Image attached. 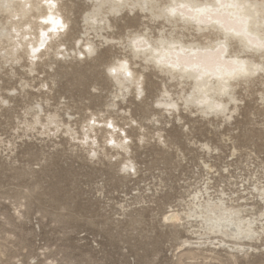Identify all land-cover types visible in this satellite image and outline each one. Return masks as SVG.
<instances>
[{
	"label": "rangeland",
	"instance_id": "rangeland-1",
	"mask_svg": "<svg viewBox=\"0 0 264 264\" xmlns=\"http://www.w3.org/2000/svg\"><path fill=\"white\" fill-rule=\"evenodd\" d=\"M62 2L70 17L64 39L67 47H73L91 4L82 0ZM109 21L112 28L105 35L115 41L105 43L95 38L98 49L91 58L71 54L65 61L52 63L51 69L39 65L32 75L21 66L23 60L12 69L0 66V93L7 95L8 89H16L9 95L10 103L0 108V264H264V250L235 259L224 249L213 253L204 249L197 251V259L189 258L184 253L190 247L179 252L174 227L162 221L168 206L176 205L181 197L187 199L189 191L211 179L214 195L223 189L233 199L249 198L245 202L253 209L247 208L245 213L260 207L252 188L264 186V75L248 87L244 83L237 86L238 111L230 121L203 118L183 109L174 115L160 114L156 100L162 81L167 79L153 66L145 70V64L136 61L144 75L143 99L137 100L131 92L116 108H109L105 104L117 89L107 76L106 64L116 56L130 57L119 41L126 43L129 33L140 29L148 28L149 34L158 35L162 27L138 10L132 15L125 11L121 16H111ZM166 29L173 30L169 25ZM180 32L174 31L177 35ZM184 33L204 41L201 36ZM235 47L232 44L230 48ZM38 77H45L50 86L43 89L48 92L45 95L38 94ZM21 80L29 81L24 90ZM167 84L172 93H180L175 82ZM46 95L50 105L45 108L52 109L51 104L61 101L60 112L65 118V112H70L77 129L91 111H103L106 117L114 118L132 137L130 155L137 162V175L122 179L115 161L111 163L103 152L90 160L86 151L74 141L68 142L62 132L47 137L32 130L16 138L22 131L11 129L13 115L23 113L25 101H40ZM122 109L143 124L147 140L138 141L136 123L124 124L129 116L121 114ZM149 113H156L159 122H148ZM158 128L165 144L151 138ZM96 133L102 141V129ZM8 139L16 142L13 152L6 146ZM204 142L218 149L208 153L201 148ZM18 204L21 206L16 212ZM177 231L181 238L190 237L182 226Z\"/></svg>",
	"mask_w": 264,
	"mask_h": 264
},
{
	"label": "bare ground",
	"instance_id": "bare-ground-1",
	"mask_svg": "<svg viewBox=\"0 0 264 264\" xmlns=\"http://www.w3.org/2000/svg\"><path fill=\"white\" fill-rule=\"evenodd\" d=\"M29 2L34 3L35 0H29ZM141 2L148 3L150 0H141ZM181 2L186 3L188 7L180 10L183 13L182 15L178 13L175 17L171 18L161 17L159 11L153 8L145 10L138 8L135 10L140 11L142 16L148 18L149 21L162 25L158 30V34L160 31L168 32V29H166L167 25L173 29L169 33H173L177 37L174 41L177 47L172 52V59L179 62L186 73H191L194 77H200V81L193 79L187 81V84L195 86L196 83L205 80L209 82L212 80H216L217 82L232 80L235 74L229 75V73L233 68L243 64L248 71L250 65L257 63L260 51L257 45L261 39L259 33L252 30L250 22L237 24L234 31L227 33L229 38L225 40L222 35L224 30L216 24V21L220 20L223 23L229 11L233 10L220 9L218 13L216 9H212L211 11L200 13L192 7L199 0H181ZM233 2L234 0H220V3L223 4ZM40 4L41 8L39 10L29 9L23 14L19 13L18 10L19 18L13 20L11 25L6 29L2 25L8 24L7 17L0 20V66L4 65L12 69L23 60L25 63L21 66L26 69V74L32 75L36 72L39 65H47L51 69L52 63L65 61L71 54H74L75 58L79 56V59L83 57L91 58L98 49L95 38H102L101 42L105 43H113L115 41L113 37L105 35L112 28L109 18L111 16H121L125 11H129L132 15L135 11L121 6L120 0H101L99 5L96 3V0H92L90 8L86 9V12L90 14L92 19L96 20H99L100 17L106 14L107 23L102 26L98 23L94 25L91 19L85 17L84 13L82 18L84 29L81 35L74 40L73 47H67L64 38L67 37L69 31V9H67L62 0H40ZM241 20L246 21V18H241ZM64 25H67V27H64ZM149 30L148 28L147 30H134L128 36L135 33H149ZM178 30H181V35L174 33V31L177 32ZM186 31L189 36L198 35L203 37L204 41L198 40L195 37H191V39L185 41L184 37L187 35L184 32ZM236 32H239L240 35L237 36ZM91 34L94 35L91 36ZM210 34L218 38L213 39ZM221 42L224 43L223 48L220 47ZM119 43L123 46L122 41H119ZM232 44H235L236 47L231 50ZM127 57V55L116 56L106 64L107 76L117 89L112 92L111 99L105 104L109 108H116L118 103L125 101L131 92H133L136 99L138 94L142 93L137 100H142L144 97V75L137 67H135V71L143 77L139 89L135 85L131 88L127 86L121 88L116 83L115 77L108 74L107 69L110 66H116L120 60ZM48 59L51 61L47 62ZM135 63L138 64L137 62ZM147 66L145 65L142 69H145ZM258 76L260 74L236 77V79L239 81L238 85L244 83L248 87L249 83ZM165 77L167 81H162V88L156 100V109L160 114L168 113L174 115L179 110H184L183 102L175 109L168 107L170 103L176 102V97L179 93L174 94L170 91L167 82L171 81V79L167 76ZM38 78V94L45 95L48 92H44L43 89H46V87L48 90L50 89L48 81L45 77ZM32 79H35L34 76H32ZM176 84L180 87L178 83ZM20 85L24 90L25 86L29 85V81L21 80ZM236 88L237 86H235L233 92V102L229 105L226 114L213 113L206 116L191 105L187 111L197 112L203 118L221 117L224 120L230 121L234 113L238 111L239 99L235 94ZM15 90V88L8 89V93L10 94L7 95L0 93V108L10 103L9 95H12L11 91L14 92ZM183 91L190 92L191 88L189 87L188 90L183 89ZM261 95L262 99H264V93H261ZM60 104L61 101H58L51 104L52 109H46L45 106L50 105L48 95L40 101H25L24 108H22L24 109L23 113L13 115L15 119L11 129L16 133L19 130L22 131V134H18L16 138L21 139L32 130H37L39 135H46L47 137L51 135L56 136L57 133L62 132L68 137V142L74 141L73 144H77V146L85 150L90 160L98 159L99 154L103 152L105 156L110 158L111 163L115 161L117 172L121 174L122 179L133 178L137 175V162L130 155L132 137L127 133L125 128L120 127L114 118L106 117L105 112L91 111L81 121L80 129H77L75 127L77 122L74 125L72 121L75 117L73 118L70 112H65V115H67V118H65L60 112L62 109ZM120 112L124 116H129L128 121L124 124H137V139L139 142H144L146 135L142 130L144 129L143 124L137 121V119L132 118L129 110L122 109ZM178 119L181 120V118ZM146 120L158 123L159 117L156 113H149ZM98 129H102L103 131L101 136L103 138L102 141L96 133ZM162 137L160 128L154 130L151 134V138H155L159 143L165 144L166 140H162ZM5 143L9 147V150L13 152L16 142L8 139ZM201 148L204 151H208V153L218 149L213 148L207 142L201 143ZM236 150L234 149V152ZM206 167L211 168L209 165H206ZM211 180L202 182L201 186H197L192 191H189L187 199L183 197L177 199L178 203L174 206H168V210L162 215L163 223L174 227L172 234L179 241L176 246L177 250L180 252L183 247L189 246L190 248L186 249L184 254H188L189 258L193 259L198 258L199 254L197 251H204V249L212 253L216 250L224 249L235 259L241 255H249L258 250H264V243L258 244L259 241L264 240V186L253 185L254 189L252 188V190L256 191V195L253 197L257 196L261 201V205L256 211L252 212V210L245 213L247 208L253 209V206H248V203L245 202L249 198L241 196L233 199L223 189L219 191V194L214 195L210 191L211 187L209 183L212 182ZM241 199L242 202H238ZM141 201L144 200H139L138 203ZM20 206V204L16 206V212L19 211ZM124 206L121 205V208H124ZM202 216L205 219H201ZM207 218L211 219V226L208 225ZM180 226L190 234L189 238H181L179 236L177 228Z\"/></svg>",
	"mask_w": 264,
	"mask_h": 264
},
{
	"label": "clouds",
	"instance_id": "clouds-1",
	"mask_svg": "<svg viewBox=\"0 0 264 264\" xmlns=\"http://www.w3.org/2000/svg\"><path fill=\"white\" fill-rule=\"evenodd\" d=\"M82 2L88 4L92 0H82ZM96 3L99 5L101 0H96ZM120 4L121 6L128 7L130 10L153 8L159 11L161 17L167 18L175 17L178 13L182 15L183 13L180 10L188 7L181 0H150L148 3H142L141 0H127V2L120 0ZM223 5L221 6L218 0H199L192 7L196 11L199 8H206L207 11L216 9L218 13L220 9L233 10L229 11L223 23L220 20L216 21V24L224 30L222 35L225 40L229 38L227 33L234 31L237 24L247 22H250L253 31L259 33L260 39L264 40V0H234L233 3ZM40 8V0H35L34 3L29 2V0H0V20H3L5 17L8 19V24L2 26L6 29L11 25L13 20L18 19V10L19 13L23 14L29 9L39 10ZM169 8H175L176 13L174 15L171 14L168 11ZM85 17L91 19L94 25L98 23L102 26L107 23L106 14L100 17L99 20L92 19L88 12H85ZM241 18H246V21H242ZM64 27H67V25H64ZM212 38L216 39L218 37L213 35ZM125 39L126 43L123 46L130 52V57L120 60L116 66H110L107 69L108 74L115 77L116 83L121 88H125V86L131 88L135 85L139 89L143 77L135 71V67H138L135 62L142 61L145 65L153 66L181 87V91L176 97V102L170 103L168 105L169 108L175 109L183 102L185 111L191 105L206 116L213 113L226 114L229 105L233 102L235 86H238L239 83L236 77H247L256 74L264 75V49L260 48L257 63L250 65L247 72H237L232 80L220 82L205 80L192 86L186 82L193 79L200 81V77H194L191 73H186L182 65L172 59V52L177 47V44L174 42L177 37L173 33L166 31H160L158 35L149 34L148 32L135 33ZM184 39L187 41L191 38L185 36ZM121 64L126 65V71L120 70ZM111 67H116L117 71L115 73L110 72L109 69ZM189 87L191 88L190 92L183 91V89ZM141 95L142 93H139L137 99ZM201 219H205V217L202 216ZM207 223L211 226L212 221L210 218H207Z\"/></svg>",
	"mask_w": 264,
	"mask_h": 264
},
{
	"label": "snow or ice",
	"instance_id": "snow-or-ice-1",
	"mask_svg": "<svg viewBox=\"0 0 264 264\" xmlns=\"http://www.w3.org/2000/svg\"><path fill=\"white\" fill-rule=\"evenodd\" d=\"M218 2H220V0H218ZM221 6H224L223 3H221ZM182 7H183V5H182ZM168 11H169L171 14H173V15L176 13V9H175V8H169ZM197 12L204 13V12H207V9H206V8H199V9H197ZM235 34H236L237 36L240 35L239 32H236ZM257 46H258L259 48H261V49H264V40H260V41L258 42V45H257ZM220 47H221V48L224 47V43H223V42H221ZM34 51H35V49H34ZM233 63H235V62H233ZM194 67H196V66H194ZM120 70L126 71V70H127L126 65H125V64H121V65H120ZM109 71L112 72V73H115V72L117 71V68H116V67H111V68L109 69ZM246 71H247L246 66L243 65V64H240V65H238V67L233 68V69L231 70V72L229 73V75L236 74L237 72H246ZM109 126H111V125H109Z\"/></svg>",
	"mask_w": 264,
	"mask_h": 264
}]
</instances>
